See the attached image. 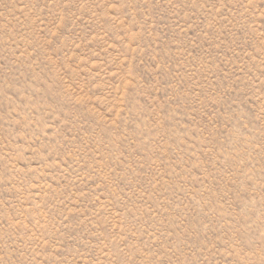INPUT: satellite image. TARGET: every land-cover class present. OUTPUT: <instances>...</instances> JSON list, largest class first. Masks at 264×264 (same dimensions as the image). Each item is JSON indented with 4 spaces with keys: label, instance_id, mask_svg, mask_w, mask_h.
<instances>
[{
    "label": "rangeland",
    "instance_id": "1",
    "mask_svg": "<svg viewBox=\"0 0 264 264\" xmlns=\"http://www.w3.org/2000/svg\"><path fill=\"white\" fill-rule=\"evenodd\" d=\"M0 264H264V0H0Z\"/></svg>",
    "mask_w": 264,
    "mask_h": 264
}]
</instances>
